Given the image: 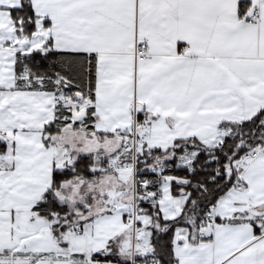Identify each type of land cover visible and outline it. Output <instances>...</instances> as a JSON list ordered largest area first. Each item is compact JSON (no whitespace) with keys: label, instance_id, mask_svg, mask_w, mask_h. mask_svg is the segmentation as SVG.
<instances>
[{"label":"snow or ice","instance_id":"obj_1","mask_svg":"<svg viewBox=\"0 0 264 264\" xmlns=\"http://www.w3.org/2000/svg\"><path fill=\"white\" fill-rule=\"evenodd\" d=\"M0 264H264V0H0Z\"/></svg>","mask_w":264,"mask_h":264}]
</instances>
